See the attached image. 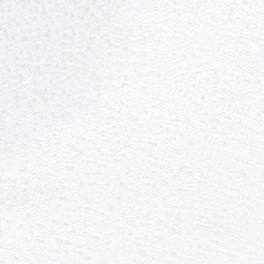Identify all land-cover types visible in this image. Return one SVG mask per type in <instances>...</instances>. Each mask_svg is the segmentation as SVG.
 I'll return each mask as SVG.
<instances>
[{
    "label": "snow or ice",
    "instance_id": "6c2138e0",
    "mask_svg": "<svg viewBox=\"0 0 264 264\" xmlns=\"http://www.w3.org/2000/svg\"><path fill=\"white\" fill-rule=\"evenodd\" d=\"M0 264H264V0H0Z\"/></svg>",
    "mask_w": 264,
    "mask_h": 264
}]
</instances>
